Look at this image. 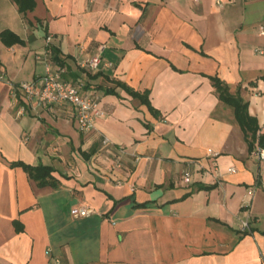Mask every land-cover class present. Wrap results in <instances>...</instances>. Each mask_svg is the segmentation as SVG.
Listing matches in <instances>:
<instances>
[{
    "label": "crops",
    "instance_id": "crops-1",
    "mask_svg": "<svg viewBox=\"0 0 264 264\" xmlns=\"http://www.w3.org/2000/svg\"><path fill=\"white\" fill-rule=\"evenodd\" d=\"M224 2L37 0L25 14L0 0V33L24 39L0 38V264H264L260 143L212 79L249 102L264 133V0ZM48 33L64 77L100 99L90 131L70 103L18 88L45 73ZM83 53L101 67L84 70ZM118 80L149 91L157 112ZM13 161L53 165L59 184ZM81 205L94 212L74 216Z\"/></svg>",
    "mask_w": 264,
    "mask_h": 264
},
{
    "label": "built area",
    "instance_id": "built-area-1",
    "mask_svg": "<svg viewBox=\"0 0 264 264\" xmlns=\"http://www.w3.org/2000/svg\"><path fill=\"white\" fill-rule=\"evenodd\" d=\"M216 1L223 7L226 5L224 0ZM46 39L48 41L46 48L41 52H37L38 60L46 67L45 73L32 80L22 81L18 88L23 91L28 99L34 100L36 98L43 105L70 103L75 108V120L78 122L80 129L90 131L94 127V118L105 114L100 105V99L96 93L84 91L85 80H83V77L77 78L76 82L64 77L67 67L53 61L55 55L52 47L53 41H55L53 34L48 33ZM257 53L264 54V46L258 47ZM102 58L101 54H90L87 56L83 53L78 58V63L84 70L90 71L101 67ZM107 141L108 139L105 143ZM210 151L214 152L213 148H210ZM254 153L264 169V144H259ZM235 170L236 168L230 169L232 172H235ZM183 175L186 184L193 182L192 174L186 172ZM72 211L76 217L89 216L94 212L87 205L73 207ZM243 226L246 229L248 223H244Z\"/></svg>",
    "mask_w": 264,
    "mask_h": 264
},
{
    "label": "trees",
    "instance_id": "trees-1",
    "mask_svg": "<svg viewBox=\"0 0 264 264\" xmlns=\"http://www.w3.org/2000/svg\"><path fill=\"white\" fill-rule=\"evenodd\" d=\"M16 2H18L19 5V9L20 11L25 12V14L29 11H31L32 9H34L37 0H15ZM0 38L1 40L5 41L7 44L9 45H15L18 42H23L24 39H22L19 35H17L16 33H14V31H12L11 29H5L0 33ZM53 47V46H52ZM53 51L54 47H53ZM56 53V52H55ZM57 60L60 61V57L57 55ZM213 83L214 86L216 87V89L219 90L220 95L219 97L225 101V103H228L230 105H234L235 107V115L238 117L239 121H240V126L242 127V129L246 132L247 135V139L249 144L251 145L252 149L255 148V141L259 140V143L262 145L264 144V133L259 134V121L258 119L252 115L249 112V102L246 100H244L241 97V94L239 93H233L231 92V88H229V86L224 82V80L220 77V76H213ZM117 86H122L126 89L127 92H129L131 95H134L136 97H140L141 102L144 104H148L151 109H153L155 111V113L157 112L154 108V106L151 104L150 102V92L147 91L145 93H141L140 91L129 87L126 82L122 81V80H118L117 81ZM106 92H112V93H118L116 92V89L112 88V87H106L105 88ZM12 165L15 166H21L24 167L29 173L30 178H32L33 180H36L39 182L40 185H58V180L54 178L53 175V171H54V166L51 165H44L43 163H39L37 165H31L27 162L24 161H13L11 162ZM151 205V202H142V203H137V206H145L148 207ZM15 223L18 226V230L21 231L24 228L21 226V223H19V221H17V219L15 220Z\"/></svg>",
    "mask_w": 264,
    "mask_h": 264
}]
</instances>
